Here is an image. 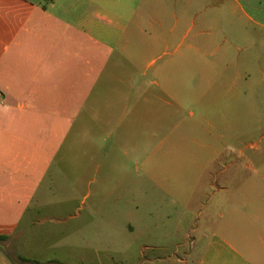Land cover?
<instances>
[{"label": "rangeland", "instance_id": "374dc122", "mask_svg": "<svg viewBox=\"0 0 264 264\" xmlns=\"http://www.w3.org/2000/svg\"><path fill=\"white\" fill-rule=\"evenodd\" d=\"M31 1L35 8L23 3ZM72 1L0 0V56L35 54L24 41L36 38L37 16L43 18L47 38L63 6ZM149 6L159 22L151 29L142 12L146 29L158 36L154 47L101 52L110 58L105 70L123 73L125 87L132 80L130 71H141L135 78L141 104L149 97L152 103L156 96L151 126L155 138L141 143L138 163L124 160L120 174L112 143L98 136L97 151L86 149L82 118L81 138L73 149L69 142L63 146L36 190L19 233L0 240V253L10 263L195 264L196 254H188L192 238L184 227L197 221L198 207L184 214L181 201L184 186H194L188 180L198 176V165L206 168L203 186H264V14L251 7V0H151ZM175 54L184 55L182 77L175 73L180 63L170 62ZM109 80V86H122V79ZM160 87H169L171 94L164 95ZM176 105L181 107L177 115ZM145 122L142 119L143 134L149 129L143 127ZM214 149L220 154L211 160L207 151ZM152 150L169 153L174 175L164 183L173 186V204L155 187L146 159ZM116 186L119 195L124 192L119 203ZM156 191L163 199L157 200ZM105 211L114 222L107 233L101 228ZM21 253L32 261L20 260Z\"/></svg>", "mask_w": 264, "mask_h": 264}, {"label": "crops", "instance_id": "0c3cea01", "mask_svg": "<svg viewBox=\"0 0 264 264\" xmlns=\"http://www.w3.org/2000/svg\"><path fill=\"white\" fill-rule=\"evenodd\" d=\"M150 1L73 0L72 5L63 6L47 38L43 18L37 16L36 38L24 41L35 48V54L0 56V235L9 238L17 234L36 190L54 160L61 157L63 146L69 142L73 149L72 144L81 138L82 118L86 149L97 151L94 143L98 136L101 142L112 143V152H116L112 158L117 160L120 174H124V160L138 163L141 143L155 138L151 126L156 121V96L152 103L149 97L146 105L141 104L140 88L135 84L141 71L137 67L131 70L132 80L125 87L123 73L105 70L110 58L101 52L103 48L121 47L122 52L125 47L138 50L157 44L153 31L159 22ZM23 3L36 7L33 1ZM251 7L264 14V0H251ZM142 12H146V23L155 28L153 31L146 29ZM183 21L181 17L180 23ZM174 59L170 62L180 63L175 73L182 77L184 55L175 54ZM114 78L122 79V86H109V79ZM160 89L164 95L171 94L169 87ZM179 107L175 106L176 115ZM142 119L146 121L143 127H149L145 134ZM207 152L211 160L220 154L215 149ZM168 155L152 150L146 159L155 187L162 188L173 204V186L164 183L174 175ZM197 169L198 176L188 180L194 186H184L181 201L184 214L198 207L197 221L184 227V234L192 238L188 254H196L195 264H264V186H203L206 168L199 164ZM187 174L184 169V177ZM116 187L119 203L124 192L121 189L119 195L120 186ZM156 194L157 200L163 199L164 194ZM108 198L105 194L104 199ZM101 222L105 233L108 225L114 226L108 211ZM0 264L12 263L0 253Z\"/></svg>", "mask_w": 264, "mask_h": 264}, {"label": "trees", "instance_id": "16d2710c", "mask_svg": "<svg viewBox=\"0 0 264 264\" xmlns=\"http://www.w3.org/2000/svg\"><path fill=\"white\" fill-rule=\"evenodd\" d=\"M7 238H8L7 235H0V240H6ZM5 256L8 258L7 255H5ZM17 257H18L20 260H22V261H27V262H31V261H32L31 259L26 258V257H23V256H21V255H17Z\"/></svg>", "mask_w": 264, "mask_h": 264}]
</instances>
